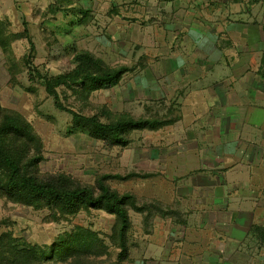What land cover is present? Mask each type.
<instances>
[{
  "label": "rangeland",
  "instance_id": "1",
  "mask_svg": "<svg viewBox=\"0 0 264 264\" xmlns=\"http://www.w3.org/2000/svg\"><path fill=\"white\" fill-rule=\"evenodd\" d=\"M236 2L240 1L0 0V31L6 42L5 49L0 46V104L21 113L41 137L43 159L38 171L63 172L86 183H93L100 173H151L148 178L111 179L109 183L120 192H133L139 205H159L166 213L152 210L145 219V214L129 211L132 226L124 261L118 260L120 248L111 239L114 216L103 211L48 222L47 210L0 197V234L11 230L20 240L50 245L59 234L78 226L91 229L108 247L106 254L90 256L92 264H264V209L254 214V224L244 229L246 233L228 239L217 231L220 236L213 238L200 230L198 187L189 179L193 175L189 168L199 163L193 161L194 147L188 141L198 143L202 137L198 132L202 115L192 89L200 85L209 93L211 81L221 71L215 67L200 81L189 83L188 65H201L197 50L213 43L210 35L202 37L203 17L208 16L212 27L214 18L229 12L228 4ZM243 3L238 8L244 10L247 5L249 15L251 4L257 3L263 21L264 0ZM24 21L35 45L33 64L43 75L70 70L75 49H87L111 67H132L117 83L92 92L88 99L92 106L69 89L66 95L61 92L68 108L98 113L106 106L114 113L166 115L174 122L156 131H132L127 146H108L75 129L72 115L55 107L42 80L29 78L28 41L13 38L23 31ZM220 54L212 51L207 60H216Z\"/></svg>",
  "mask_w": 264,
  "mask_h": 264
},
{
  "label": "trees",
  "instance_id": "2",
  "mask_svg": "<svg viewBox=\"0 0 264 264\" xmlns=\"http://www.w3.org/2000/svg\"><path fill=\"white\" fill-rule=\"evenodd\" d=\"M79 10L86 15V11ZM23 24V31L14 33L13 38H26L28 41L26 63L29 78L42 80L55 107L72 115L75 129L108 146H127L132 131H156L174 122L166 115L133 116L125 112L114 113L106 106H101L98 113L68 108L62 102L61 92L66 95L65 90L69 89L86 105L92 106L88 100L92 92L117 83L132 67L124 64L111 67L93 52L75 49L72 56L74 65L70 70L53 76L43 75L33 64L35 45L26 22ZM0 46L6 48L1 31ZM59 87L64 89L59 91ZM42 150V139L31 123L18 111L0 104V197L35 210H47L45 219L48 222H61L80 212L93 210L114 216L111 239L120 248L119 261L126 260L128 256L127 235L132 226L129 211L145 214V219L152 210L166 214L159 205H139L133 192H120L109 183L111 179L148 178L151 173H100L93 183H86L63 172L40 173L37 165L43 159ZM107 251V245L96 232L79 226L59 234L50 245L20 240L11 230L0 234V264H92L90 256H102Z\"/></svg>",
  "mask_w": 264,
  "mask_h": 264
},
{
  "label": "crops",
  "instance_id": "3",
  "mask_svg": "<svg viewBox=\"0 0 264 264\" xmlns=\"http://www.w3.org/2000/svg\"><path fill=\"white\" fill-rule=\"evenodd\" d=\"M239 1L229 3V12L215 17L212 27L208 16L203 17L202 37L210 35L213 43L197 50L202 68L189 62L187 72L190 83L215 67L221 71L211 81L209 93L200 85L192 89L202 115L198 125L202 137L198 143L188 141L194 147L193 161L199 163L189 168L193 171L189 179L198 187L200 230L213 238L220 236L217 231L228 239L246 233L244 229L254 224V214L264 209V15L260 22L258 4H251L249 15L247 5L238 8L245 4ZM215 50L221 56L207 60Z\"/></svg>",
  "mask_w": 264,
  "mask_h": 264
}]
</instances>
